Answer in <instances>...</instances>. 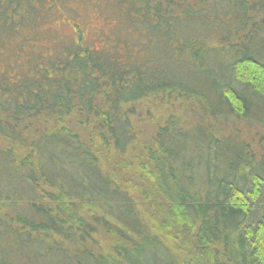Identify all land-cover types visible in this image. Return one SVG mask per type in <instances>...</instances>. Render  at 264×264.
Instances as JSON below:
<instances>
[{
  "label": "trees",
  "instance_id": "16d2710c",
  "mask_svg": "<svg viewBox=\"0 0 264 264\" xmlns=\"http://www.w3.org/2000/svg\"><path fill=\"white\" fill-rule=\"evenodd\" d=\"M0 264H264V0H0Z\"/></svg>",
  "mask_w": 264,
  "mask_h": 264
},
{
  "label": "rangeland",
  "instance_id": "374dc122",
  "mask_svg": "<svg viewBox=\"0 0 264 264\" xmlns=\"http://www.w3.org/2000/svg\"><path fill=\"white\" fill-rule=\"evenodd\" d=\"M83 10L84 12L80 15V17L74 18L82 25L83 40H85L83 43L85 45H91L95 47L108 45L109 41H111L115 36L116 31H118L122 27V23L119 22L118 20L115 21V19L112 16H110L108 20L104 17L95 18L97 16L89 15L90 13H92L91 10H87V9H83ZM103 14L109 16L108 13H103ZM66 17L67 18L64 19L65 21L63 23L62 22L60 23V31L62 35H64L68 39L74 40L76 36L72 32V28L66 24V22L70 21L69 19L72 18H68V16ZM154 102L157 101H154L152 99L150 101L145 100L137 105V113L139 116H141V119L139 120L140 123L135 126V128L138 129V135L136 141L137 151L139 147L143 145L142 141L150 137V135L156 130L157 125L162 121V118L167 113L164 109V106H161L158 102L156 104ZM213 102H215L214 99ZM182 103L183 102L181 101L175 102V106L172 107L173 109L170 110V112L174 115H179L180 112L177 110L183 109V108H179L183 106ZM213 106L215 107V105ZM184 112L185 113H180V115L186 117V119L184 120L185 127L195 128L198 127L199 125L203 126L211 123L210 119H198L196 114H188L186 111ZM197 113L199 112L197 111ZM225 121L226 123H224L222 119H219L220 129L214 131V134L219 138L228 137L232 133V117L227 116ZM236 124L239 125V123L237 122ZM253 133H254V128L252 127L251 134ZM200 169H201L200 171V175H201L204 173V166L202 165V168ZM201 184L202 186H207L204 177H202Z\"/></svg>",
  "mask_w": 264,
  "mask_h": 264
}]
</instances>
